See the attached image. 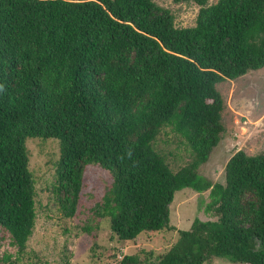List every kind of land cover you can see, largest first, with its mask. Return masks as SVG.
I'll return each instance as SVG.
<instances>
[{"label": "trees", "instance_id": "1", "mask_svg": "<svg viewBox=\"0 0 264 264\" xmlns=\"http://www.w3.org/2000/svg\"><path fill=\"white\" fill-rule=\"evenodd\" d=\"M170 1L197 5L194 24L176 27L153 0H0V230L14 248L5 264H38L26 251L35 220L27 137L57 142L51 193L65 218L84 167L108 173L83 233L106 218L117 241L175 230L154 264H264V151L233 152L223 182L197 172L223 130L215 85L264 67V0ZM164 127L185 142L175 170L154 146ZM184 188L207 190L202 217L174 229L169 204ZM118 264L141 260L124 254Z\"/></svg>", "mask_w": 264, "mask_h": 264}, {"label": "rangeland", "instance_id": "2", "mask_svg": "<svg viewBox=\"0 0 264 264\" xmlns=\"http://www.w3.org/2000/svg\"><path fill=\"white\" fill-rule=\"evenodd\" d=\"M168 9L176 27L194 24L198 6L192 2L173 3L170 0H153ZM216 0H208V4ZM221 100L220 112L223 130L220 139L209 153L207 161L197 172L210 182H223V167L227 159L238 149L246 154L264 151V67L250 70L244 75L226 79L215 85ZM183 138L164 127L156 135L154 146L163 152L171 170L187 161ZM27 167L33 179L35 191V220L32 233L26 242L28 259L38 264H118L124 254H135L141 264H154L175 240V230L162 229L142 232L132 241L109 238L106 218H100L98 228L92 234L83 233L80 226L87 221L88 209L100 200L110 184L108 173L96 165H86L83 170L82 188L74 215L63 217L52 200L51 182L54 162L58 155L54 139L27 137ZM207 190L196 193L184 188L176 191L169 204V224L174 229H186L194 217H202L200 201ZM6 233L0 230V264L3 252L13 253L7 243ZM26 257L25 254H23ZM202 264H237L225 258L213 257Z\"/></svg>", "mask_w": 264, "mask_h": 264}]
</instances>
